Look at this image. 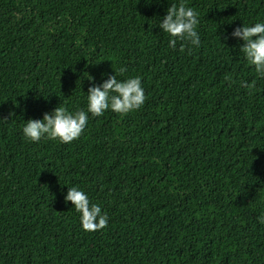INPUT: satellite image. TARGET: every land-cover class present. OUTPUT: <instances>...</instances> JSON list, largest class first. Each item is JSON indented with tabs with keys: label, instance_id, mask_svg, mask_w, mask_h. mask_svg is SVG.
Masks as SVG:
<instances>
[{
	"label": "trees",
	"instance_id": "1",
	"mask_svg": "<svg viewBox=\"0 0 264 264\" xmlns=\"http://www.w3.org/2000/svg\"><path fill=\"white\" fill-rule=\"evenodd\" d=\"M180 2L199 47L160 29ZM255 23L264 0H0V264H264V78L231 35ZM114 74L141 78L139 110L24 137ZM73 186L105 229L82 230Z\"/></svg>",
	"mask_w": 264,
	"mask_h": 264
},
{
	"label": "clouds",
	"instance_id": "2",
	"mask_svg": "<svg viewBox=\"0 0 264 264\" xmlns=\"http://www.w3.org/2000/svg\"><path fill=\"white\" fill-rule=\"evenodd\" d=\"M198 16L197 11L183 2L172 4L167 8L166 15L159 26L170 37V48L174 49L178 41L182 42L181 50L184 49L185 44L189 43L194 47H199ZM231 35L244 42L240 51L249 64L254 66L258 77L264 78V23H255L252 26L243 25L234 29ZM125 71V68L119 69L121 75ZM225 79L232 82L231 77L226 76ZM91 80L90 77L89 81ZM248 87H254V83ZM145 100L146 96L140 77H129L120 81L114 74L101 85L93 84L88 89L86 111L81 109L73 113L63 106L56 107L52 113H45L41 120L29 119L25 122L23 135L33 143L47 139L68 144L81 136L88 124L89 113L93 117H101L105 111L111 110L123 116L139 110ZM64 200L66 203L71 202L75 211L80 214L82 230L96 232L107 227V215L102 214L101 207L98 204H92L82 190L75 186L68 188ZM260 222L264 223V218H261Z\"/></svg>",
	"mask_w": 264,
	"mask_h": 264
}]
</instances>
